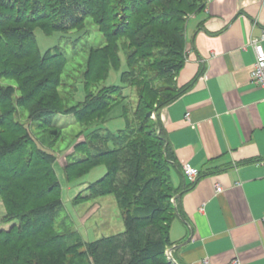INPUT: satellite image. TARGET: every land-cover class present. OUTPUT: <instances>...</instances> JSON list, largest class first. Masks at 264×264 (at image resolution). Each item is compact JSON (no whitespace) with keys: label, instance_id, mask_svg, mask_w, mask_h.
<instances>
[{"label":"trees","instance_id":"trees-1","mask_svg":"<svg viewBox=\"0 0 264 264\" xmlns=\"http://www.w3.org/2000/svg\"><path fill=\"white\" fill-rule=\"evenodd\" d=\"M204 6L205 0H180L178 3L173 0H0V41L5 46L2 50L16 47L19 52L15 54L18 56L32 54L36 61L44 62L46 59L55 61L60 55L61 63H65L66 58L60 52L40 54L33 34L34 28H40L45 34L69 31L82 27L84 20L91 17L104 33L105 49L109 50L112 43L117 60L115 62L106 52L102 53L101 60L106 63L107 72L98 78L101 80L106 78L109 69L117 67L121 48L117 38L125 36L130 41L134 48L127 52V67L121 74L128 88L127 94H123L124 86H103L83 108L76 110L78 117H82L84 110L92 113L100 105L105 117L108 108L117 103L113 101L115 98H119V101L129 97L133 85L131 78L134 80L136 74L129 70V64L152 63L156 67L152 70L153 76L173 79L171 86H157L149 93L155 94L160 88L169 92L165 96L155 97L157 102L149 106L145 102L137 103L133 115L130 112L127 117L122 132L116 135L97 130L90 132H95L94 137L105 145L111 142L110 149L105 146L104 150L97 147L90 150L86 142L78 144L80 146L77 149L88 155L87 158H78L80 161L77 165H82L84 159L91 157L105 168L101 177L88 184L87 197L116 195L125 225L122 232L86 243L79 241L80 245L84 244L85 250L78 253L81 257L78 264H173L166 251L172 245L170 225L180 212L177 195L183 189L191 188L194 182H188L183 189L173 184L171 171L178 167V162L156 115L162 106L177 98L192 83L177 87L174 79L186 58V19ZM140 49L144 52L138 54ZM49 64L52 65V62ZM137 96L141 99V96ZM19 105L23 106L24 103L20 102ZM5 122V116L1 115L0 125ZM148 122L152 124L148 125ZM18 129L23 132L22 128ZM24 132L26 135L23 134L13 145L0 150V162L4 158L16 156L14 163H8L2 169L5 168L7 173L14 176L21 174L26 179H34L33 175L37 173L38 177L34 181H44V186L30 192L29 197L33 200L53 196L56 192L58 194L60 184L54 162L51 165L49 153L41 148L36 146L34 151L31 147L33 139L26 130ZM73 168H76V164L73 167L64 166V172ZM58 197L34 208L28 205L26 209L12 210L8 219L17 220V224H12L8 230H0V242H20V248L26 250H30L25 243L29 238L34 239V246L38 248L54 245L55 241L60 245L65 244L68 235L38 238L40 233H44L46 225L51 226L53 223V215L61 205ZM25 204L27 200L23 206ZM74 245L68 242L65 248L64 245L61 247L65 250Z\"/></svg>","mask_w":264,"mask_h":264},{"label":"crops","instance_id":"crops-1","mask_svg":"<svg viewBox=\"0 0 264 264\" xmlns=\"http://www.w3.org/2000/svg\"><path fill=\"white\" fill-rule=\"evenodd\" d=\"M262 30L264 0H205L186 19L174 81L192 83L156 115L178 162L173 184H189L184 163L199 172L177 195L175 264H264V88L250 79Z\"/></svg>","mask_w":264,"mask_h":264},{"label":"rangeland","instance_id":"rangeland-1","mask_svg":"<svg viewBox=\"0 0 264 264\" xmlns=\"http://www.w3.org/2000/svg\"><path fill=\"white\" fill-rule=\"evenodd\" d=\"M33 34L40 54L60 52L66 62L61 63L60 55L55 61L46 59L44 62L36 61L32 54L18 56L15 54L19 52L16 47H8L7 51H3L2 47L5 46L0 41V116H5L6 120L5 124L0 125V150L13 145L23 134L26 135V130L34 141L31 142L34 151L39 147L49 153V161L51 165L54 162L60 186L58 194L56 192L53 196L33 200L29 197L30 192L36 188L39 190V187L44 186V181H34L38 177L37 173H34V179L7 173L2 167L14 163L16 156L4 158L0 162V230H8L12 224H17V220L8 219L12 210L26 209L28 205L34 208L59 195L61 205L53 215V223L51 226L46 225L44 233H40L38 238L56 234L62 237L68 235V238L65 244L60 245L55 241L54 245L41 248L35 247L34 239L29 238L25 243L30 250L20 248V242H0V264H78L81 258L78 253L85 250L84 244L80 245L79 241L90 242L125 229L116 195L87 197L88 184L101 177L105 168L90 156V159L83 160L85 163L77 165L80 161L78 158H87L88 155L77 149L80 146L78 144L86 142L90 150H94V147L104 150L105 146L110 149L111 142L105 145L94 137L95 132H90L97 130L113 135L122 132L126 119L130 112L133 115L137 103L145 102L149 106L157 102L155 97L165 96L169 92L160 88L155 94L149 93L157 86L168 87L173 79L153 76L152 70L156 67L152 63L129 64V70L136 73L135 79L131 78L133 85L129 97L119 101V98H115L113 101L117 103L108 108L105 117L101 105L92 113L84 110L82 117H78L76 110L83 108L103 86H124L123 94H127L128 88L121 74L127 67L126 54L134 47L125 36L117 38L121 47L117 67L109 69L106 78L99 80L107 72V65L101 60L102 53L106 52L115 62L117 60L112 43L109 50L105 49L104 33L93 18L87 17L82 27L69 31L45 34L36 27ZM142 52L141 49L137 51L138 54ZM48 62H52V65L48 66ZM20 102L24 105H19ZM18 128H22L23 132ZM75 164L76 168L64 172V166L73 167ZM26 200L27 204L23 206ZM68 242L77 245L63 250ZM63 245L64 248L61 247Z\"/></svg>","mask_w":264,"mask_h":264},{"label":"built area","instance_id":"built-area-1","mask_svg":"<svg viewBox=\"0 0 264 264\" xmlns=\"http://www.w3.org/2000/svg\"><path fill=\"white\" fill-rule=\"evenodd\" d=\"M264 41V30H262L259 38H255L252 40V47L255 53V61L250 71V79L251 82L255 86H259L264 88V50L261 42ZM184 177L188 182H195L199 172L198 169L190 166L188 163H184L181 167ZM222 188L220 186H216V192H221ZM166 255L170 261H172L169 252ZM234 264H238V262H234Z\"/></svg>","mask_w":264,"mask_h":264}]
</instances>
